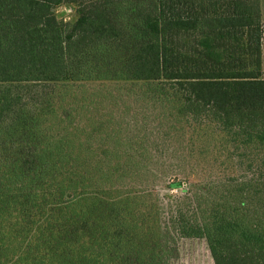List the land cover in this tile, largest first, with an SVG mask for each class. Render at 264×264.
<instances>
[{
    "label": "trees",
    "instance_id": "1",
    "mask_svg": "<svg viewBox=\"0 0 264 264\" xmlns=\"http://www.w3.org/2000/svg\"><path fill=\"white\" fill-rule=\"evenodd\" d=\"M260 1L0 0V264H168L173 230L206 237L215 264H264V225H248L228 203L205 207L191 163L195 135L207 149L217 132L234 144L224 161L245 164L264 199ZM64 2L78 3L73 23L55 15ZM91 82L140 85L137 98L165 107L161 130L134 135L148 118L120 109L97 134L103 121L76 119L74 103ZM172 129L186 149L169 153L179 163L168 166L176 174L167 186L185 181L184 198L201 207L171 208L170 227L155 216L158 192L133 183L155 173Z\"/></svg>",
    "mask_w": 264,
    "mask_h": 264
},
{
    "label": "rangeland",
    "instance_id": "2",
    "mask_svg": "<svg viewBox=\"0 0 264 264\" xmlns=\"http://www.w3.org/2000/svg\"><path fill=\"white\" fill-rule=\"evenodd\" d=\"M77 4V2H64L55 7L54 12L60 23H73L77 19ZM260 5L263 27L261 67L262 77H264V0L260 1ZM106 83L108 84L101 86L99 85L100 82H91L87 84V86L79 88L77 97L74 101L75 105L80 109V113L76 116V119H81L83 123L86 122L88 124L92 121H103L101 125L93 127L97 130V134H99L102 131L109 132V112L112 111L115 113L120 109H126L130 114L133 112L136 113L138 121H141L143 117L146 119L148 118V121L144 122L143 128H139V130L136 129L132 132H135L134 135L142 134L143 137L151 139L153 135L157 134V131L161 130V128L158 127L157 118L158 115H161L165 110L163 104L156 103L148 97L137 98V95L142 90L140 85L129 86L126 83ZM113 99H117L116 103ZM81 105H83V107H81ZM80 116H82V118H80ZM89 119L94 120L89 121ZM183 129L185 141H188V138L193 134V131L190 127L186 126V123H183ZM120 132L123 133V129H121ZM177 135H179L180 140L176 139ZM211 136L212 139L208 137L211 146L206 149V144L199 145L203 142V138L195 135V137H197L195 140V143H197L195 157L192 161L188 159L191 163H195V166L198 168V177L200 181H202V184L196 189V194L201 193L202 202L205 207H210L213 201H218V203L222 205L227 203L233 205V213L235 217H242L244 213V215L247 216L246 222L248 225H257L261 228V225H264V199L261 202L259 193L256 194V196L254 194V187L251 186L252 171L245 170L243 168L245 167V164L241 165L237 161H224L227 148L233 147L234 144L227 141L228 139L222 137L221 134H217V132L212 133ZM134 139V141H136L138 138ZM147 145L148 143H145V146ZM166 145L167 146L165 147L162 146L160 152H158L162 160L157 164L158 168H154L153 171L155 173L150 174L148 177H142L141 180L137 181L138 183L136 182L133 184L140 187L143 184H140L139 182L147 181L146 187L158 192L164 208L162 211L163 213L159 214L158 211H152L156 212L155 216H157V219L161 217L162 223H169V226L173 227L172 222H174L175 218L172 216H175V212H173L171 208L177 210L181 204L184 206L186 212L192 213V205L195 206L197 204L201 207V203L200 201H197L196 198L194 200L193 196L191 199L184 198L186 195L184 189L189 186L185 181H183V186L180 188L172 189L167 186V182L170 179L169 177H173V175L176 174V172L172 171L168 166L172 164V166L177 167L179 163L178 158L170 157L169 153L172 152L173 149H178L179 153H183L180 150L186 149L184 148V136L182 130L172 129L167 136ZM111 147H113V145ZM168 147L171 149L166 151V148ZM149 149L151 151H156L157 153L155 148L149 146ZM207 150H209V152L202 153ZM189 164L190 163L186 161L181 165L189 167ZM164 165L167 166L166 169L161 168V166ZM143 174L144 173H142V175ZM243 174L247 175L246 181L249 182V185L245 187L242 193L239 190V187L242 178L241 176ZM179 177L183 178V175L179 174ZM221 177L227 178L225 186L217 183ZM211 180L215 181V185L209 184ZM127 181L128 180H126V182ZM220 189L222 191L217 192ZM230 190L233 191L232 194L230 193ZM240 201L244 202V204L242 205ZM150 203L151 202H149V204ZM241 206H243V209L240 208ZM150 211L151 210L144 212L149 214L148 212ZM149 216L154 217V215L151 214H149ZM171 234L176 243V250L173 257H170L168 264H215L206 237H181L176 230H173Z\"/></svg>",
    "mask_w": 264,
    "mask_h": 264
}]
</instances>
